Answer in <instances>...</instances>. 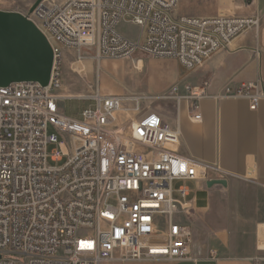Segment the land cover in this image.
Segmentation results:
<instances>
[{"label":"built area","instance_id":"1","mask_svg":"<svg viewBox=\"0 0 264 264\" xmlns=\"http://www.w3.org/2000/svg\"><path fill=\"white\" fill-rule=\"evenodd\" d=\"M177 6L178 0H43L22 13L46 35L54 62L46 86H0V264L193 258L186 183L221 170L184 156L180 129L142 104L185 100L199 122L207 83L188 84L184 93L176 83L155 96L106 94L98 81H89L86 93L63 92L64 49L93 50L99 66L142 53L194 70L261 24L259 14L197 17L178 14ZM127 16L140 28L136 39L118 30ZM216 98H246L256 111L264 85H225ZM66 99L94 103L69 116L61 107Z\"/></svg>","mask_w":264,"mask_h":264},{"label":"crops","instance_id":"2","mask_svg":"<svg viewBox=\"0 0 264 264\" xmlns=\"http://www.w3.org/2000/svg\"><path fill=\"white\" fill-rule=\"evenodd\" d=\"M188 1L191 5L177 8L178 14L197 17L259 14L261 17L257 30L235 38L227 49L213 53L202 67L187 70L175 59L166 60V80H158L156 93L151 95H160L176 83L180 85L179 93H184L188 84L207 83L210 96L201 101V121L193 120L185 100L179 103L175 99H153L142 104L144 109L158 112L180 129V152L184 156L218 166L221 171L209 170V177L228 182L226 187L221 185L222 189L217 188L219 185L208 187V181L203 180L186 183L189 193L183 205L188 211V222L194 224L193 234L198 231L197 222H208L217 205L215 216L219 222L226 223L217 228L213 238L204 240L198 234L194 237L190 260L116 259L102 264H262L259 260L264 259V249L260 248L264 241L260 235L264 225V99L254 111L246 98H216L225 85L236 87L257 80L264 85V0ZM142 62V58H137L134 64L137 69ZM105 76L101 71L94 73L91 82L98 81L106 94L150 95L128 92L123 86L112 88ZM212 196L217 198L214 204Z\"/></svg>","mask_w":264,"mask_h":264},{"label":"rangeland","instance_id":"3","mask_svg":"<svg viewBox=\"0 0 264 264\" xmlns=\"http://www.w3.org/2000/svg\"><path fill=\"white\" fill-rule=\"evenodd\" d=\"M63 0H47V3L55 2L59 3ZM36 0H0V10L12 11V12H27ZM191 5L188 0H178L177 8L183 7V5ZM181 10V8H180ZM187 11H183L185 13ZM118 30L128 37L137 38L140 33V28L137 25H133L130 21V17L127 16L121 24L118 26ZM55 45H58L55 43ZM93 50L85 49L81 53L73 49H64L62 57V76L64 88L63 92L67 95H78L89 91V81H92V77L97 75L99 71L102 72L108 80V84L112 88L124 87L126 91L132 93H144L153 94L156 93L155 84L159 80L164 82L166 80L167 73V57L156 58L150 55L137 53L131 59H108L102 61L99 66L97 62H93L91 58L93 56ZM80 58L83 60L80 62ZM137 58H142V65L137 67L134 65ZM129 88H126L128 87ZM93 101H82L78 99H66L61 103L65 114L69 116H77L81 114L82 110L86 107L93 105ZM51 131H54L51 128ZM54 146H50V150ZM180 183H176L177 188ZM217 188H223L219 185ZM216 196H212L211 203H216ZM218 206V205H217ZM216 206V208H217ZM216 208L214 207V214L212 218H209L208 222H197L198 231L194 233V237L204 238L215 237L217 234V228L226 222H219L216 214ZM209 217V216H207ZM193 227V222H189ZM194 245V238H193ZM264 264V259L259 260Z\"/></svg>","mask_w":264,"mask_h":264},{"label":"water","instance_id":"4","mask_svg":"<svg viewBox=\"0 0 264 264\" xmlns=\"http://www.w3.org/2000/svg\"><path fill=\"white\" fill-rule=\"evenodd\" d=\"M43 0H36L30 12ZM54 51L46 35L20 12L0 10V86L35 81L49 84ZM208 187L227 186L226 179H210Z\"/></svg>","mask_w":264,"mask_h":264},{"label":"bare ground","instance_id":"5","mask_svg":"<svg viewBox=\"0 0 264 264\" xmlns=\"http://www.w3.org/2000/svg\"><path fill=\"white\" fill-rule=\"evenodd\" d=\"M79 60H80V62H81L83 59L80 58ZM139 69H140V68H139ZM260 235H261L262 240H264V225H263V229H262ZM260 248H261V249H264V241H261V243H260Z\"/></svg>","mask_w":264,"mask_h":264}]
</instances>
